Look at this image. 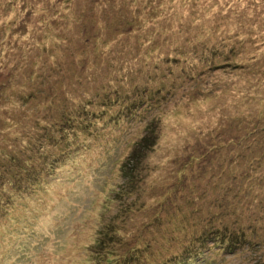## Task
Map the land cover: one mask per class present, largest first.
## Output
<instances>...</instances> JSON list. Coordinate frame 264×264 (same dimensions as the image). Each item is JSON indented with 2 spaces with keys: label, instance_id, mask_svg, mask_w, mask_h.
Here are the masks:
<instances>
[{
  "label": "rangeland",
  "instance_id": "rangeland-1",
  "mask_svg": "<svg viewBox=\"0 0 264 264\" xmlns=\"http://www.w3.org/2000/svg\"><path fill=\"white\" fill-rule=\"evenodd\" d=\"M219 223L247 241L205 264H264V0H0V264H164Z\"/></svg>",
  "mask_w": 264,
  "mask_h": 264
},
{
  "label": "trees",
  "instance_id": "trees-1",
  "mask_svg": "<svg viewBox=\"0 0 264 264\" xmlns=\"http://www.w3.org/2000/svg\"><path fill=\"white\" fill-rule=\"evenodd\" d=\"M146 138L145 136L143 140L145 141ZM133 151L135 150L131 152ZM133 159H136V153H130L124 161L125 170L131 167ZM245 234L243 229H234L229 225L227 227L225 223L216 224L203 231L200 230L198 235L194 237L195 243L189 242L182 249L177 250L178 252L172 253L171 257L164 261V264H178L181 259H187L188 261L194 259L201 264H205L213 258L212 254L214 252L219 250L221 252H231V250H234V246L243 245L240 243L247 241ZM204 244L207 245L204 246Z\"/></svg>",
  "mask_w": 264,
  "mask_h": 264
}]
</instances>
